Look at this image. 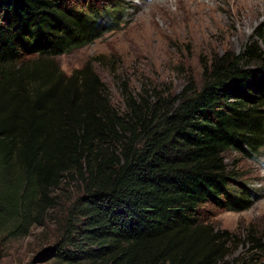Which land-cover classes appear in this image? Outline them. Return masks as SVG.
I'll list each match as a JSON object with an SVG mask.
<instances>
[{
	"label": "trees",
	"instance_id": "1",
	"mask_svg": "<svg viewBox=\"0 0 264 264\" xmlns=\"http://www.w3.org/2000/svg\"><path fill=\"white\" fill-rule=\"evenodd\" d=\"M122 2L0 0V230L27 234L75 184L56 264H264L263 239L233 258L206 218L258 198L226 152L264 148V33L202 63L200 82L126 92L119 109L98 73L53 59L120 28Z\"/></svg>",
	"mask_w": 264,
	"mask_h": 264
},
{
	"label": "rangeland",
	"instance_id": "2",
	"mask_svg": "<svg viewBox=\"0 0 264 264\" xmlns=\"http://www.w3.org/2000/svg\"><path fill=\"white\" fill-rule=\"evenodd\" d=\"M123 2L128 8L120 28L53 59L68 75L83 67L98 73L119 109L125 107L126 92L137 95L143 88H158L176 94L188 81L200 82L202 63L227 51L238 53L255 39L256 32L264 33V16L242 32L238 20L242 14L232 0ZM226 158L258 197L246 210L210 207L206 216L235 238L234 258L250 250L251 234L264 243V148L256 156L229 150ZM77 193L75 184L68 186L62 193V203L49 211L43 224L32 225L25 235L11 234V228L0 230V264H56L49 251L60 237L64 207ZM260 255L264 256V250Z\"/></svg>",
	"mask_w": 264,
	"mask_h": 264
},
{
	"label": "bare ground",
	"instance_id": "3",
	"mask_svg": "<svg viewBox=\"0 0 264 264\" xmlns=\"http://www.w3.org/2000/svg\"><path fill=\"white\" fill-rule=\"evenodd\" d=\"M234 1L239 5L237 10L242 14L239 15L240 17L238 18V20H241L240 29L251 26L260 16H264V0H232V3H234ZM239 8H241V10ZM227 11L229 10L227 9ZM230 18L233 19L231 15Z\"/></svg>",
	"mask_w": 264,
	"mask_h": 264
}]
</instances>
